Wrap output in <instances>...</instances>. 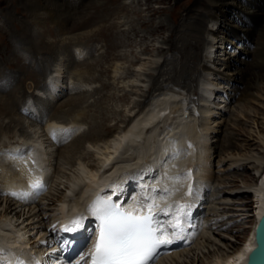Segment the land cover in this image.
I'll list each match as a JSON object with an SVG mask.
<instances>
[{"label": "rangeland", "instance_id": "1", "mask_svg": "<svg viewBox=\"0 0 264 264\" xmlns=\"http://www.w3.org/2000/svg\"><path fill=\"white\" fill-rule=\"evenodd\" d=\"M71 1L79 3L81 0ZM102 2L104 3L98 4L97 8L91 11L93 12L92 15L86 18L85 27L77 28L71 31L70 35L62 37L56 33L54 25L50 22L45 23L44 28H42L43 26L40 27L41 30L36 24L26 22L28 10H26L27 6L25 7V2L22 0H0V45H2L3 49L0 50V84L3 83V77L7 78H3L4 80H13L10 82V87L7 86L9 84H5L7 87L0 92V96H5L6 98L12 96L14 99L16 98L17 102L20 100L15 109L18 112L25 99L32 96L31 92L36 85L38 83L45 84L47 75L53 70H58V73L61 74L58 94H61V87L64 88L65 93L68 92L71 87L69 88L67 84L74 82L76 88L84 90L82 93L94 96L80 109L77 108L70 112L71 116H67L68 120L76 119L77 116L78 118L81 117L80 119L86 120L87 124L83 125L84 127L82 126L85 128L92 126L97 119L105 126L114 129L112 132H119L124 126L123 121L134 112L133 108L137 107L139 102L146 98L143 102L144 104H142V107H145L150 102L148 98L153 93L159 92L160 88H165L164 86L167 87V85L168 88H172L171 91L169 89L167 92L174 96L169 97L172 99L170 102L172 115L166 117L163 122L175 124V127L179 128L177 132L186 126H193L200 132V135L204 134L205 136L206 134L208 136L207 144L212 146L209 166L213 178L209 185L202 183L199 186V189L202 187L203 191L206 186L208 188L204 194V199L206 200L208 195V200L203 203L204 208L203 205L202 208L204 210L200 215V219L206 228L199 235L195 232V241L188 247V250L185 247L187 252L182 254L181 252L184 250L182 249L183 247H180L178 250L181 251H177L178 255L176 254L177 252L172 253L173 256L170 255L172 257L161 264H216L231 250L230 248L239 247L243 243L251 232L252 223L255 221L253 216V195L245 191L246 186L255 183L258 167L264 159V84H260L258 89L253 90L255 95L253 98L240 101L238 99L245 89V73L233 74L234 71L232 72V70L237 67V69L244 71L248 65L250 66L258 61L259 54L256 49L264 42V0H244L242 2L243 7L245 6L247 10L251 7L247 3H263L260 7V16L256 20L246 18L247 14L241 13L240 8L237 12L238 14L231 12V9L225 8L220 21H218L219 23L210 22L209 27L211 29L207 24V27L212 32L215 31L214 33L216 34L219 32V35L225 36L224 41L228 52L233 53L235 51L233 66L228 68L216 64L220 70H215L217 68L213 65L215 61H220V59L226 57L224 56L225 51L221 52L225 44H217L220 41L219 39L214 41L212 40L213 37L205 33L204 40L209 39L215 45L213 49H210L211 46L206 48V51H204V48V50L202 49V54L208 52L211 55L209 57L205 56L210 61L206 63L204 56L200 59L202 62L197 61L196 71L189 75L188 79H186L187 82H184L182 87L171 82V77H174L172 73L173 67L177 65L180 68L182 65V63L179 64L178 58L181 57V46L187 40V33H189L188 30L185 34L182 33L183 26L193 19L191 16L193 8L199 9L200 6H203L206 9L205 11L212 10L208 1L103 0ZM12 18L20 25L24 23L28 25V28L32 29L30 34L33 35L34 33V35L31 36L29 34L28 40L37 41L41 37L44 38L45 35L43 33L47 34L48 32L45 29H48L51 30L50 36L46 35L48 43L63 47L65 44H69V52L63 49L57 57L55 56L52 60H48L51 62H43V55L31 54L21 48L20 36H18L19 30L11 21ZM145 22L147 25H144ZM250 22L252 24H249ZM218 24H221L222 30L221 28L219 29ZM223 24L230 28L226 34L223 31ZM159 25H163V27L157 30L156 27ZM246 29L250 31L249 34L244 32ZM190 33L192 32L190 31ZM242 34L245 37L242 38ZM169 39L173 40V43H169ZM189 41L192 40L189 39ZM217 47L219 48L217 49ZM81 48L85 49V56L78 60L75 54L79 56L83 52L79 50L80 53H75V51ZM5 50H10L9 53L10 55L12 53L13 56L6 57L7 54L3 55ZM71 50L72 52H70ZM217 50L218 52H216ZM200 63L210 68L212 73H208L203 77L204 72ZM16 64H18V67ZM189 64L188 68L194 65L192 62ZM256 69L257 73L264 74V65ZM25 71L37 74L38 79L36 78V81L28 80V77L24 75ZM51 80H55L54 76H52ZM164 80H167V82ZM31 83L33 88H30ZM19 84L24 85L23 90L18 87ZM4 87L0 86V88ZM227 88H230V91ZM87 89L91 92L86 93L85 90ZM216 89L227 92L229 100L226 102V98L223 96L225 92H217ZM74 91H77V89ZM93 91L94 93H92ZM58 94L57 98L59 99L57 100L55 93H52L51 90L43 94L44 97H32L36 104L47 113L53 112L56 108L58 109L64 102L66 103L79 97V94H69L68 96L62 94L60 97H58ZM217 96H219L220 100L217 99ZM205 99H207L206 103ZM214 99V103L216 105L221 104L222 107L214 106V104L210 105ZM204 104L208 108L210 107V112H207L203 117L204 120L208 119L211 123V131L208 134L205 131L202 132L199 128L198 116ZM189 106L192 107L191 113L194 112L192 115L189 116L190 112H188L185 116L183 115L184 113H180L181 116H175L176 110L181 107L187 109ZM24 116L27 117L26 115ZM48 117L50 120L51 116ZM31 120L32 122L34 121L31 118L27 120L25 129L15 128L12 133H7L8 136L6 134L3 135L2 142L6 145L22 143L23 136L31 135L37 139V146L43 145L45 147L47 144H45L46 141L42 130L39 129L41 125L34 128L30 125L32 123ZM28 122L31 123L28 124ZM1 123L0 121V125ZM7 123H9V120H7ZM154 127H158L157 130L161 129L160 126ZM36 131L37 133L35 134ZM147 137L143 139V142H147ZM75 138V136L71 137L70 144L62 145L60 149L65 151L66 147L71 145ZM61 139L64 140L65 137L62 138L61 136ZM106 140L102 138L97 143L87 144L78 152H74V154L65 153L61 156L56 153L57 159L55 158V152L58 147L46 148L50 157L48 163L51 165L48 170L52 171L51 174L53 173L52 182L50 183L52 185L41 199V201L43 200V211L41 214L44 218L48 217L47 222H45L47 226L54 219L60 220L62 203L58 201H60V197L63 198L64 196H69L70 192L72 193L71 188L75 185L74 182L79 176L77 170L80 168L79 164L84 163L86 166L98 168L103 164L104 155L107 152L105 149L109 147V141L107 142ZM229 141L233 142L232 146H229ZM113 143L110 141L111 146H113ZM162 143L164 144L165 141L160 139V142L156 145L159 146ZM190 144L186 143V145ZM185 154H183L184 158ZM184 158L181 160H184ZM196 162L195 160L193 164ZM191 163H187L185 167L178 169V171H189ZM175 167L177 166L175 165ZM202 173L204 172L202 171ZM194 178L192 179L191 175L190 180H184L181 186H176L178 189L180 188L176 192L179 194L183 189L184 193L189 183H192L195 188L198 187L196 183L199 184L200 180H196L198 181L196 182ZM61 180L64 184L57 187L54 182L57 183ZM73 189L76 190L75 187ZM47 195L48 201L44 200ZM53 197L55 198V204L51 201ZM71 199L70 202L73 204L76 200L73 197ZM68 200L70 199L68 198ZM5 203L6 201L0 206V211L4 208ZM19 211L22 214L24 209L19 208ZM37 214H32L31 217L25 215L19 222L14 220L15 225L25 235L23 239L20 237L21 234L19 236L21 239H19L20 246H27V250H31L38 241L45 239L43 235L46 232L37 233L36 228L35 230L33 229L39 222H43L41 220L42 216L36 217ZM195 223L198 224L200 222ZM31 238L32 240L29 241ZM11 242L14 241L10 239Z\"/></svg>", "mask_w": 264, "mask_h": 264}, {"label": "bare ground", "instance_id": "2", "mask_svg": "<svg viewBox=\"0 0 264 264\" xmlns=\"http://www.w3.org/2000/svg\"><path fill=\"white\" fill-rule=\"evenodd\" d=\"M22 1L25 2V7L27 6L26 10H28V14H26V22L36 24L39 27V29L42 26H43L42 28H44L45 23L50 22L54 25V30L56 31V33L62 37L68 35L71 31H74L77 28L85 27V24L87 23L86 18L91 16L93 13L91 11L94 8H97L98 4L104 3L102 2L103 0H81L79 3H77L76 1L72 2L71 0L69 1L67 0H27V1L22 0ZM207 1L209 3V6L212 7V10L205 11L206 9L203 6H200L199 9L193 8L191 11L193 13L191 15L193 19L189 21L188 23H185L183 26L182 33L185 34L187 30L189 31V33H187V37H188L187 40L181 46V51H180L181 57L178 58L179 64L182 63V65L180 68L177 67V65L173 67L172 73L174 74V77H171L172 81L170 80L171 82H174L176 85L181 86V87L182 85H184V82H187L186 79H188L189 75H191V73L196 71L197 61L202 62V60L200 59L203 58V56H204L206 63L207 61H210L205 56L209 57L211 55L208 52H206L205 54H202L203 53L202 49L204 48L205 50L204 49L203 50L206 51V48H208L209 46H211L210 49H213L215 45L209 39L206 41L204 40L205 33L209 35L210 37H213L212 40L214 41L215 39L217 40L219 39L221 42L218 41L217 44L219 43L220 45L225 44L221 52L225 51L224 56L226 57H224L223 59H220V61H215V63L213 64L217 67L215 68V70H220L218 69L219 66L217 65H221V66L228 67V68H231L233 66L232 63L236 55L235 51L232 53L226 50L227 46L224 41L225 36L219 35L218 34L219 32L217 34L214 33L215 31L212 32L210 30L211 28L209 27L210 22L213 21L214 23V22L220 21V17L222 16V13H224L225 8L231 9V12H236V14H238L237 12L240 8L241 13L247 14L245 16L246 18L256 20L260 16V11H261L260 7L263 4L262 2H260V4L259 3L258 4L257 3L256 4L247 3L248 6H251L250 9L247 10V8H245V6L243 7L242 5V2L244 0H207ZM11 21L19 30V32L18 31L17 32L19 33L18 36H20L19 41H20L21 48H23V50L30 52L31 54L35 53L38 56L43 55L44 57L43 62H47L49 59L52 60L53 58H55V56L57 57L59 53L61 52V50L63 49L68 50L69 52V49H70L69 44L67 45L65 44V46L63 47V46H58L55 44L50 45V43H48V41L46 40V37H47L46 35L48 34V36H50L49 34L51 30L45 29V31H47L48 33L47 34L43 33V35H45L44 38L41 37L37 41H34V40L30 41L27 39V37L32 31V29L28 28V25H25L24 23L20 25L13 18L11 19ZM251 22L249 24H252ZM207 24L210 29L207 27ZM144 25H147V23L145 22ZM218 25H219V29L221 28L222 30L221 24H218ZM223 25H224L223 31L226 34L230 30V28L225 24ZM162 27L163 25H159L156 27V29L159 30ZM190 31L192 33H190ZM244 32L246 34H249L250 31L246 29L244 30ZM16 35H13V36H16ZM243 37H245L244 34H242V38ZM189 39H191L192 41H189ZM2 40H5V39H2ZM168 42L173 43V40L169 39ZM77 45H74V46H77ZM263 46H264V42L260 44L258 49H256L259 54L258 61H256L250 66L248 65L244 69V71L242 69H237V67L235 68V70L234 69L232 70V72L234 71L233 74H238L240 72L245 73V79H244L245 89L238 99L240 101L249 100L253 98L255 96L253 90L258 89L260 84H264V74L256 72L257 67L264 65ZM218 48L219 47H217V49ZM236 48L239 49L238 46H236ZM1 49H2V45H0V50ZM79 50L80 52H83L79 54V56L84 54L85 49L83 48L77 49V51ZM176 50H179V49H176ZM6 51L7 50H5L3 55L7 54L6 57L13 56L12 53L10 55L9 53L10 50L7 52ZM70 52H72V50ZM216 52H218V50ZM48 62H51V61H48ZM184 62L185 64H183ZM190 62H192L194 65L191 66V68H188V66L190 65L189 64ZM16 66L18 67V64H16ZM202 68H203L202 71L204 72L203 77L208 73H212L211 69L206 67V65L203 64ZM24 75L28 77V80L36 81L38 79L37 77L38 75L35 73H29L25 71ZM47 76L48 77L46 79L50 77L49 79L50 84H51L50 86H52V89L50 90L52 93H55L56 100H57L59 99L57 98V94L59 93L58 88H60L59 83L61 79V74L58 73V70H55V71L53 70ZM52 76H54V79H55L54 81L51 80ZM3 78H2V82L4 84L2 83L0 84V86L4 87L5 84L7 83L9 84L7 86L10 87V82H12L13 80H10V79L4 80ZM165 82H167V80ZM70 86L72 89L66 93H65L64 88L61 87L60 89L61 94H58L59 95L58 97L62 96V94H65V96H68L69 94L71 95L79 94V97L71 99L70 101L66 103L64 102L63 105L62 106L60 105L58 109L57 108L55 110L52 109L53 112L52 111L50 113L48 112L49 115H47V112L44 113V111L42 110L43 108L41 107L36 108L35 107L36 104H32V102H30L31 103L30 105L36 109L38 114L36 116L35 123L34 121L32 122L31 120L32 123L30 122L31 123L30 124L28 122V124H30L34 128L35 127L37 128L41 125L39 129L42 130L43 137L45 138V141H46L45 144H47L45 147L43 145L37 146L36 145L38 144L37 139H35V136L33 137L31 135L23 136L22 143L19 142V143H11V144L6 145L2 142L3 140L2 136L5 134L7 135V133L8 134L12 133L13 129L15 128L16 129L19 128L22 130L25 129L27 120L29 118L25 117L22 114L20 108L18 112L17 110L15 111V109L17 108L18 102H20V100L17 102L16 98L14 99L12 96L11 97L9 96L7 98L5 96H0V121L2 122L0 125V153H6L9 151L14 154L17 151L24 152V153H29V152L31 153V158L29 159L27 164L14 161L10 155H0V206L2 205L3 202L6 201L4 208L0 211V248L5 249L7 254L11 256L9 257L7 255L8 258H12L14 256V259H11V261L13 262H15V258L17 256H19V259H23L25 261L30 260L32 257H36V259L40 261H45V258H46L45 250L42 251L40 248H38L39 245H41L40 241H38L35 245H33L31 250H27L26 248L27 246H24V245H23L24 247L20 246V240L23 239L25 235L24 233L22 234L21 229H19L17 225H15V221L17 220L19 222L22 217H25V215L31 217L32 214L35 215L37 213H40V214H37L36 217H38L39 215L42 216L41 212L43 211V204H42L43 200L41 201V199L46 194L39 199H33L30 197L28 200L22 201L18 197L12 199L11 198L12 196L8 195V193H10L11 191L21 192L23 190H28L29 182L36 179V174L38 173L37 170L35 169V165L31 163V161L34 160V158L37 160V164L39 165V168L40 167L42 168L44 175L45 176L47 175L44 181L48 183L49 189H50L52 185L50 183L52 182L51 179H52L53 173L51 174L52 171L50 172L48 170V167L51 165L48 163L50 157H49L48 149L46 148L56 147L54 146V143L51 142L52 141L51 134L53 133V130L74 128L75 131L73 132V135H70V136H72V138L74 136L76 137L72 141L71 145L66 147L65 151L60 149L62 148V145L56 149V152H55L56 159H57L56 153H58V155H61V156L65 153L74 154V152H78L79 150L82 149V147H85L87 144L97 143V141L102 140V138L105 140L107 139L106 140L107 142L109 141L108 143L109 147L105 149V151H107L105 152L106 156L104 155L105 159L104 158H103L104 160L102 159L103 160V164H101L102 166L100 165L99 168L92 167V166L90 167V166L84 165V163L83 164L80 163L79 164L80 168L77 169L79 176L76 179V182H74L75 185L73 184L74 186H72L71 188L72 193L69 191L70 192L69 196H64L63 198L60 197V201L58 202L62 203V208H61L62 216L60 220L64 221L63 226L68 225L73 219L78 217L79 215L77 216L76 212H78L79 210L88 211L89 205H91V203L93 202V200H95L98 194L109 191V187H108L109 185L111 184L119 185L124 181V188L126 190V193H129L128 190L131 189L133 191L132 188L134 187L130 180V177L133 173H136L140 169H152L156 171L159 170L160 172L165 171V169L161 167V163L162 161L166 159V152L171 153V151H173L174 148L181 150V155H179L181 157L178 156L179 159L177 158L175 160H172L167 164L166 170L168 172L169 177L176 176L177 174L180 173L178 169H182V167H185L187 163H191L193 161L191 163L192 165L196 160L197 162L194 164L195 170L192 172V179L193 177H195L194 178L195 181L200 180L198 187L201 186L202 183L203 184L206 183L207 185H209L213 178V176H211V173H210L211 169L209 166V158L211 156L212 146H209V144H207L208 136L206 134L205 136L204 134L200 135V132L193 126H186L182 130L177 132L179 128L175 127V124H172L166 121L163 122L166 119V117H169L172 115V110L170 107V102L172 99L169 97H174V96L171 93H167L170 89L168 88V85L167 87L164 86L165 88H162V89L160 88L159 92L153 93L148 98L150 99V102L147 104V106L142 107V104H144L143 102L146 100V98H144L143 101L139 102L137 104V107L133 108L134 112L131 113V115L127 116L128 118L123 121L124 126L122 130H120L119 132L117 131L112 132L114 131V129L105 126L102 122H99L97 119L92 126L85 127V128H83L84 127L83 125L87 124L86 120L80 119L81 117L78 118L77 116L76 119L72 118V120H68L69 118L67 116H71L70 112L76 110L77 108L80 109L91 98H94L92 94H89L90 96H88V94L82 93V91L84 90L76 88L74 82L70 83ZM18 87L23 90L24 85L19 84ZM30 88H33L32 83H31ZM76 89L77 91L74 93V90ZM227 89H229L228 91H230V88H227ZM50 90L48 88L47 83L43 85L41 83H38L35 89L31 92V94L33 96L38 97V94H36V91H41L43 94H46L50 92ZM85 92L89 93L91 91L87 89L85 90ZM92 93H94V91ZM223 94L226 95V102H227L229 100L228 93L225 92ZM215 99L211 101L210 105L214 104V106L222 107L221 104L216 105L214 103ZM217 99H219V96H217ZM206 100L207 99H205V103H206ZM24 105H27V103H25ZM204 107L203 108L201 107L202 110L200 111V115L198 116L199 123H200L199 128L202 132L205 131L208 134L211 131V127H210L211 123L208 119L204 120L203 117L207 112H210L209 111L210 107L208 108L207 106H205V104H204ZM191 109H192L191 106H189L187 109H185L184 107L183 108L181 107L179 110L175 109L176 110L175 116L177 115L181 116L180 113L182 114L184 113L183 115L185 116V114L188 112H190L189 114L190 116L194 113V112L191 113L192 112ZM161 113H164V115L161 116ZM48 116H51L50 120L45 121L46 118H48ZM7 120H9V123H7ZM154 126H160L161 129L157 130L158 127L155 128ZM36 133L37 131L35 132V134ZM56 136L60 137L59 140L61 141V136L65 137L66 135L65 133H58ZM146 136L148 137L146 138L147 142L145 143L143 142V139H145ZM110 138H113V139L110 140ZM125 138H127V140H125ZM160 139L165 141V143L159 144L158 146L156 144L160 142ZM110 141L114 142L112 144L113 146L110 145ZM186 143L187 144L191 143L190 144L191 148H189V145H186ZM228 143H229V146L233 145L232 141H229ZM68 144H70V142ZM4 146H7V147H4ZM184 153H186L185 154L186 159L183 156ZM194 157H196V159H194ZM183 158L184 160H181ZM109 160L111 161V163H109V166L105 168L104 165L105 163H108ZM175 165L177 167H175ZM189 170L191 169L189 168ZM202 171L204 173H202ZM127 182L128 183L130 182V184H127ZM182 182H184V180H181L177 183H173L170 179H166L159 186L163 187L165 184L167 186H170L171 184L170 187L175 188L178 185L181 186ZM54 183L56 184L57 187H59L61 184L62 185L64 184L62 180L60 182H57V183L54 182ZM74 187L76 188V190L73 189ZM204 189L205 190L203 191L202 187H200L198 191V195L195 198L188 197L185 195V192L187 191V189L185 190L184 193L182 189V191L179 192V194L176 192L178 191L176 189V191L171 197L173 199V202H175V198L179 196L181 193H183V195H185L188 201H191L192 199L196 200L198 199L199 194H200V198L201 197L204 198V194L208 189L207 186ZM245 192H248L253 195L252 203H254L253 216L255 218V221L252 223L253 225L251 227V232L247 235V237L245 238V240L243 241V243H241L239 247L230 248L231 250H229L227 254H225L223 258L220 259L216 264H229V261H231V264H248V260H249L250 254L252 253V249L256 248L255 225L259 222V219L261 218V216L264 215V159L262 160V162L260 163L258 167L255 183H253L252 185L246 186ZM207 196H206V200H207ZM71 197H73L74 200H76L73 202V204H71L70 202L72 200ZM68 198L70 200L67 201ZM54 199H55L54 197L51 199V201H53V204H55ZM44 200L48 201V195L45 197ZM202 205L204 204L200 202L197 203L195 201V206H194L193 211L195 210V208L201 209ZM19 208L24 209L22 214L19 211ZM26 209H28L27 212H26ZM36 210H38V212H36ZM41 220L43 222H39L37 226L33 227V229L35 230L36 228L37 233L46 232L47 234V224L45 222H47L48 217L44 218V216H42ZM88 221L89 219H87L85 223H87ZM204 228H206L205 225H202L201 223L199 224L195 223V227L191 228V231L194 234L189 236L187 239L189 241L188 244H190L189 246H191V244H193L194 242V241L191 242V240H193V238L196 237L195 232L198 233L197 235H199ZM82 231L83 230L79 231V233H81ZM46 234L45 235L42 234L43 238H45ZM19 236L21 237V239L19 238ZM12 237H15V238H12ZM10 239L14 242L10 243ZM31 240L32 238L29 239V241ZM44 240L45 239H43L42 241ZM5 241L9 243L10 246ZM78 242H79L78 240L74 241L73 245L78 244ZM188 247H186L187 250H188ZM186 248L184 247L182 248L184 250V251L182 250L183 251L181 252L182 254L187 252ZM177 251L178 250H176L175 252ZM176 254L178 255L179 253L177 252ZM5 256L6 255L0 256V259H3V257ZM172 256H169V257L162 256L156 261V264L164 263L168 258H171Z\"/></svg>", "mask_w": 264, "mask_h": 264}, {"label": "snow or ice", "instance_id": "3", "mask_svg": "<svg viewBox=\"0 0 264 264\" xmlns=\"http://www.w3.org/2000/svg\"><path fill=\"white\" fill-rule=\"evenodd\" d=\"M163 115L164 113H161V116ZM58 133H69V130L57 129L53 130L52 134L55 137ZM0 155H10L14 161L23 164H27L31 158L30 152L20 151L15 154L9 151ZM179 155L180 149L174 148L171 153L166 152V159L161 163L165 171L140 169L133 173L130 180L134 187L130 194L126 193L122 185H109V191L98 194L89 205L88 217L78 216L60 229L64 233H77L86 229L87 219L92 220L94 227L86 229L89 233V243L86 250H81L78 254V258L67 261L64 257L63 250L70 240L58 241V247L44 240L40 241V244L51 248V251L46 253L45 261L41 262L36 257L28 261L17 258L15 264H156L161 256L168 254L172 245L186 241L194 234L189 229L195 227V199L168 202V198L176 189L166 184L159 186L166 179L173 183L191 179V170L168 176L167 164ZM32 163L35 164L36 161L32 160ZM109 163L110 160L104 167L107 168ZM46 190V182L38 177L29 182L28 190L11 192L8 195L26 201L30 197L37 198ZM185 195L194 198L198 195L192 183L187 185ZM126 200L129 201L127 206ZM255 229L256 248L252 249L253 253L264 250V216H261ZM55 231L56 226L53 225V232ZM4 255H7L6 250L0 248V256ZM0 264H12V261L0 260Z\"/></svg>", "mask_w": 264, "mask_h": 264}, {"label": "water", "instance_id": "4", "mask_svg": "<svg viewBox=\"0 0 264 264\" xmlns=\"http://www.w3.org/2000/svg\"><path fill=\"white\" fill-rule=\"evenodd\" d=\"M250 257L251 259L248 260V264H264V250H260L256 253L252 252Z\"/></svg>", "mask_w": 264, "mask_h": 264}]
</instances>
